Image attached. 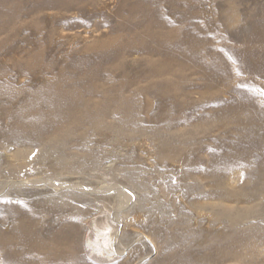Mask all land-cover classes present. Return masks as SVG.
I'll list each match as a JSON object with an SVG mask.
<instances>
[{"label": "rangeland", "instance_id": "obj_1", "mask_svg": "<svg viewBox=\"0 0 264 264\" xmlns=\"http://www.w3.org/2000/svg\"><path fill=\"white\" fill-rule=\"evenodd\" d=\"M0 264H264V0H0Z\"/></svg>", "mask_w": 264, "mask_h": 264}, {"label": "bare ground", "instance_id": "obj_2", "mask_svg": "<svg viewBox=\"0 0 264 264\" xmlns=\"http://www.w3.org/2000/svg\"><path fill=\"white\" fill-rule=\"evenodd\" d=\"M67 224L69 225V224H71V221H69V222H67ZM99 229V228H98ZM96 230V229H95ZM102 232H103V229H102ZM102 232L101 231H97V233H98V235H103L102 234ZM110 234V233H109ZM97 235V234H96ZM97 235V236H98ZM107 236V235H106ZM110 236V235H109ZM74 237H76L75 236V234H74V232H63V233H60V234H56L55 235V238H57V240H60V241H62V242H64V245L66 246V245H68V244H73V240H74ZM100 237V236H99ZM109 238L110 237H105V244L106 245H111V242L109 241ZM100 240V239H99ZM102 241H104V240H102ZM39 246V245H38ZM70 247V246H69ZM49 252V251H48ZM50 254V253H49ZM62 255V254H61ZM55 256H51V257H49L50 258V260H55V258H54ZM57 257V256H56Z\"/></svg>", "mask_w": 264, "mask_h": 264}]
</instances>
